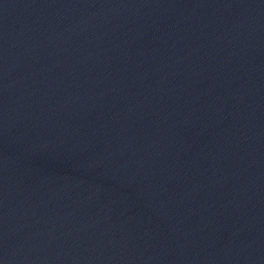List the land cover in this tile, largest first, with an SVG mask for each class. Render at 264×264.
<instances>
[{
    "label": "water",
    "instance_id": "obj_1",
    "mask_svg": "<svg viewBox=\"0 0 264 264\" xmlns=\"http://www.w3.org/2000/svg\"><path fill=\"white\" fill-rule=\"evenodd\" d=\"M0 264H264V0H0Z\"/></svg>",
    "mask_w": 264,
    "mask_h": 264
}]
</instances>
